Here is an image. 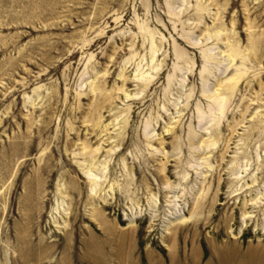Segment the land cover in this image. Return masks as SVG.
<instances>
[{
    "label": "rangeland",
    "instance_id": "1",
    "mask_svg": "<svg viewBox=\"0 0 264 264\" xmlns=\"http://www.w3.org/2000/svg\"><path fill=\"white\" fill-rule=\"evenodd\" d=\"M0 264H264V0H0Z\"/></svg>",
    "mask_w": 264,
    "mask_h": 264
}]
</instances>
